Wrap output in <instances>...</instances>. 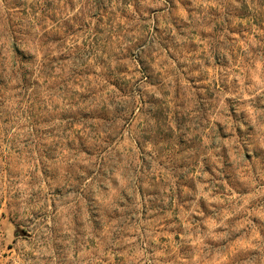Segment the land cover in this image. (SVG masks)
Here are the masks:
<instances>
[{"label":"rangeland","instance_id":"rangeland-1","mask_svg":"<svg viewBox=\"0 0 264 264\" xmlns=\"http://www.w3.org/2000/svg\"><path fill=\"white\" fill-rule=\"evenodd\" d=\"M0 264H264V0H0Z\"/></svg>","mask_w":264,"mask_h":264},{"label":"trees","instance_id":"trees-1","mask_svg":"<svg viewBox=\"0 0 264 264\" xmlns=\"http://www.w3.org/2000/svg\"><path fill=\"white\" fill-rule=\"evenodd\" d=\"M33 20L35 21L36 18H33ZM28 30H30L32 32H35L36 28L34 26H31ZM19 34H20V32H19ZM12 39L14 40L12 42V51L14 52L16 58H19L20 64L21 65H26V63L28 62V59H30V57H27L26 54H24V52L21 50V47H23L22 46L23 40H21L20 43L18 44L17 43V39L18 38H16L15 34H14V36H12ZM36 40H38V39H36ZM35 45H36V42H35V40H33V46H35ZM17 65H18L17 62H15V66H17ZM22 71L23 72H22V74L20 76L17 75V74L15 75V79H17L18 81H20L21 79H22V81H26L27 80V76L29 75L28 69L23 66Z\"/></svg>","mask_w":264,"mask_h":264},{"label":"water","instance_id":"water-1","mask_svg":"<svg viewBox=\"0 0 264 264\" xmlns=\"http://www.w3.org/2000/svg\"><path fill=\"white\" fill-rule=\"evenodd\" d=\"M22 233V232H21Z\"/></svg>","mask_w":264,"mask_h":264}]
</instances>
